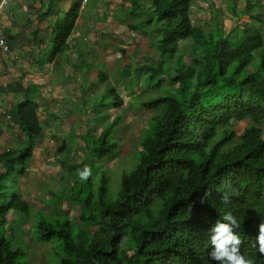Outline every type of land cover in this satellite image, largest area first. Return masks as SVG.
<instances>
[{
    "label": "trees",
    "instance_id": "1",
    "mask_svg": "<svg viewBox=\"0 0 264 264\" xmlns=\"http://www.w3.org/2000/svg\"><path fill=\"white\" fill-rule=\"evenodd\" d=\"M191 1L151 2L155 23H160L155 46L162 59L157 66L140 70L151 80L163 76L152 88L167 77L176 87L168 95L141 103L145 109L162 111L151 116L138 162L122 175L116 198L107 200L105 176L96 199L92 191L80 196L76 180L71 202L79 205L78 220L58 212L39 219L37 230L43 240L60 242V264H218L209 257V239L226 211L239 221L241 252L255 264H264V255L253 246L264 220V33L254 22L235 37L224 35L220 28L205 30L191 21ZM78 11L75 3L56 23L53 53L66 46ZM187 38L189 52L180 49V41ZM255 52L260 56L258 65L253 64ZM117 99L114 105L120 106L122 100ZM37 108L32 96L17 104L16 118L28 142L11 162L19 163L21 174L27 171L33 141L43 132ZM120 119L88 146L89 152H98L97 159L117 148V142H108ZM233 121L247 122L240 134ZM226 183L234 190L228 205L221 202ZM11 194V199L4 195L0 201L1 227L10 209L30 208L20 194ZM6 234L0 230V264H30Z\"/></svg>",
    "mask_w": 264,
    "mask_h": 264
},
{
    "label": "crops",
    "instance_id": "2",
    "mask_svg": "<svg viewBox=\"0 0 264 264\" xmlns=\"http://www.w3.org/2000/svg\"><path fill=\"white\" fill-rule=\"evenodd\" d=\"M151 2L0 0V22L10 47L9 53L0 52V179L19 173V163L11 158L28 142L16 118L19 102L34 98L43 129L22 175L26 201L35 195L31 179L43 180L48 170H56L51 163L59 160V140L74 136L79 149H88L85 136L98 135L129 105L140 107L134 98L146 89L133 86L132 73H144L142 66H157L162 59L157 48H150L156 42L151 38L156 24ZM75 3L78 17L66 46L53 53L54 27ZM189 15L193 24L208 31L220 28L231 37L251 22L264 32V0H192ZM109 92L122 100L120 106L108 109L101 103Z\"/></svg>",
    "mask_w": 264,
    "mask_h": 264
},
{
    "label": "rangeland",
    "instance_id": "3",
    "mask_svg": "<svg viewBox=\"0 0 264 264\" xmlns=\"http://www.w3.org/2000/svg\"><path fill=\"white\" fill-rule=\"evenodd\" d=\"M159 26L160 23L155 24L153 32H151V38H154V41H156L154 44L160 38V35L157 34ZM262 29L264 30V27ZM189 40L191 39L182 40L184 42L180 44V49L184 48L187 49L186 52H189ZM154 44H151L150 48L156 49ZM259 62V53L255 52L253 64L258 65ZM172 63V61L171 63L168 61L166 64L167 66L171 65L170 67L172 68ZM168 78L163 81L160 87L152 88L151 86L154 83L163 80L162 75H155L154 79L151 80L149 79V74L133 71L131 79L133 86L139 84L146 89L142 96L135 97L134 100H137L140 104V101L142 103L153 98L168 95L176 87V85L170 84ZM103 97L100 94L97 98L101 101ZM114 100L115 98L109 92L106 99L102 100L101 103H105L109 109L114 106ZM161 111L162 108L148 110L141 107V105L140 107L129 105L126 110H122L120 114L121 121L110 134V141L108 142V144L117 142V148L102 159H97L98 152L93 154L86 148L79 149L75 140L76 137L74 136H67L66 141H58L59 146L56 156L59 160L51 163L52 167H55L56 172L53 171L51 173L48 170L43 180L32 178V185L29 187L34 190L35 195H29V211L10 209L7 213V225L4 227L0 226L1 231L7 232L6 236L13 241L14 247L16 249L18 247L23 251L22 257L25 260H28L30 264H60L58 256V245L60 242L58 243L55 239L43 240L42 234L37 230L39 219L45 214L58 212L65 214V216H68L74 222L78 220L79 205L71 202L72 196H74L71 186L76 180L78 181V189H81L80 196L86 197L87 192L92 191L96 195V199L102 179L105 176L107 179V200L110 201L116 198L121 187L122 175L131 172L138 162V150L141 149V142L149 135L153 123V120L150 119L151 116ZM233 125L240 134L246 127L247 122L233 121ZM94 128L93 130H95ZM100 136L101 132L95 136L87 135L85 137L89 142V146H91V141L95 138H100ZM49 158L51 160L55 159V157ZM79 163L83 164L82 168L79 169L82 170L87 166L92 170V176L87 181L80 180L77 174L78 169L75 168L69 171L67 168H64V165L68 167L69 165ZM23 179L24 177L18 171L11 172L8 177L7 175L3 176L0 179V191L3 189L6 192L0 194V201L3 200L4 195L6 200L11 199V193H18L23 197L24 193L21 189ZM24 184L27 186V182H24Z\"/></svg>",
    "mask_w": 264,
    "mask_h": 264
},
{
    "label": "clouds",
    "instance_id": "4",
    "mask_svg": "<svg viewBox=\"0 0 264 264\" xmlns=\"http://www.w3.org/2000/svg\"><path fill=\"white\" fill-rule=\"evenodd\" d=\"M77 174L81 181H87L92 176V170L85 166L82 170L78 169ZM225 188L227 190L221 196V202L228 205L234 190L230 183H226ZM209 195H211L210 191L206 192L201 197L200 203L204 204ZM239 227V221L231 211L222 214L211 229L212 234L209 239L211 246L209 257L211 260L217 261L218 264H255L254 258L247 257L241 252L242 240L236 231ZM253 246L257 247L259 254L264 255V220L258 226V236L256 244Z\"/></svg>",
    "mask_w": 264,
    "mask_h": 264
},
{
    "label": "built area",
    "instance_id": "5",
    "mask_svg": "<svg viewBox=\"0 0 264 264\" xmlns=\"http://www.w3.org/2000/svg\"><path fill=\"white\" fill-rule=\"evenodd\" d=\"M83 2H86L87 0H82ZM0 52L3 54H7L10 52V48L5 36L3 24L0 22Z\"/></svg>",
    "mask_w": 264,
    "mask_h": 264
}]
</instances>
